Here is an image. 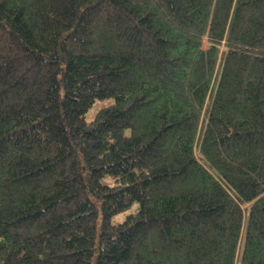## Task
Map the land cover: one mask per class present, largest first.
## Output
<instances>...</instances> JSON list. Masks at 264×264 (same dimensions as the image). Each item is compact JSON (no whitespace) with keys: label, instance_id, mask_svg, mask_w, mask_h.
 Here are the masks:
<instances>
[{"label":"trees","instance_id":"1","mask_svg":"<svg viewBox=\"0 0 264 264\" xmlns=\"http://www.w3.org/2000/svg\"><path fill=\"white\" fill-rule=\"evenodd\" d=\"M0 264H264V0H0Z\"/></svg>","mask_w":264,"mask_h":264},{"label":"rangeland","instance_id":"2","mask_svg":"<svg viewBox=\"0 0 264 264\" xmlns=\"http://www.w3.org/2000/svg\"><path fill=\"white\" fill-rule=\"evenodd\" d=\"M100 108V105L98 103H96L91 109L90 111L88 112V115H87V118L88 120H91L94 118L96 112L99 110ZM138 208V203H135L131 208H129L128 210L124 211V212H121V213H118L117 215H115L113 218H112V221L114 223H117V222H120V221H123L125 219V216L127 213H129L130 211H136Z\"/></svg>","mask_w":264,"mask_h":264}]
</instances>
